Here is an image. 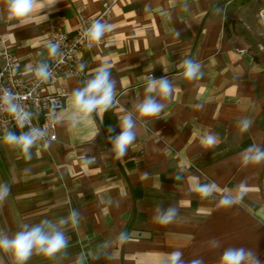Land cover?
Masks as SVG:
<instances>
[{
    "label": "crops",
    "instance_id": "obj_1",
    "mask_svg": "<svg viewBox=\"0 0 264 264\" xmlns=\"http://www.w3.org/2000/svg\"><path fill=\"white\" fill-rule=\"evenodd\" d=\"M103 1L37 0L28 17L15 20L8 0H0V50L9 46L18 71L29 76L52 55L49 24L62 21L72 31L80 11L95 14ZM234 1L118 0L102 42L81 55L87 81L109 69L114 107L84 113L73 93L87 81L63 75L57 85L68 97L53 114L56 139L37 138L29 160L0 132V184L11 189L0 203V234L12 238L21 225L47 219L67 240L54 257L33 250L25 264H168L175 251L183 264H221L228 248L249 253L246 264H264V161L251 160L257 149L264 152V63L228 32ZM185 61L199 65L191 79ZM161 79L173 87L169 98L158 94V83L148 91ZM149 97L164 108L141 118L137 106ZM128 114L136 138L116 159L110 137ZM209 135L211 147L204 143ZM211 184L215 190L202 197L200 186ZM225 195L238 202L220 206ZM170 207L175 220L156 222ZM71 210L80 213L78 225L61 224ZM0 264L16 261L0 252Z\"/></svg>",
    "mask_w": 264,
    "mask_h": 264
},
{
    "label": "clouds",
    "instance_id": "obj_2",
    "mask_svg": "<svg viewBox=\"0 0 264 264\" xmlns=\"http://www.w3.org/2000/svg\"><path fill=\"white\" fill-rule=\"evenodd\" d=\"M55 3L56 0H50ZM37 0H8V18L15 20H22L28 17L34 10ZM110 25H105L99 20L92 23L86 32V36L90 41L99 42L104 36L106 31H109ZM56 45L49 44L50 54L54 55L56 52ZM81 69L83 65L80 66ZM199 65L193 64L190 61H185V77L188 79L196 75ZM48 72L42 67L38 71V76L43 79L48 78ZM203 75V73H201ZM110 71L107 67L102 66L97 71L95 76L87 81L83 89L77 90L73 93L74 104L86 114H91L93 111H107L114 107L115 104V81L109 79ZM158 83V94L169 98L173 93V87L168 83L167 79L160 81H151L148 91H153L152 84ZM5 98L10 100L9 94L5 93ZM164 108L163 104L156 102L151 97L146 98L141 104L137 106L138 114L141 118H150L157 116ZM15 105H11L9 111L16 112ZM121 131L115 137H110L112 143V152L115 153V158L120 159L126 155L129 146L136 138L135 122L131 115H126L120 122ZM248 124H244V130H247ZM109 132L114 129L109 126ZM31 133H22L20 136L12 132H8L4 136V141L12 146H18L26 159H31L30 149L35 145L37 136ZM204 143L211 147L216 143L213 136L209 135ZM107 157V154H105ZM253 162L259 163L264 161V152L259 149L251 157ZM29 171L25 169V172ZM216 185H203L200 186L199 192L202 197L206 198L211 195L215 190ZM10 187L5 184H0V203H2L10 194ZM238 202L236 198L225 195L220 199V206L230 207L233 203ZM177 215V209L170 207L166 212L154 217L155 221L161 225H168L172 223ZM79 216L75 210L69 212L68 220H62L61 224L68 223L69 221L73 226L78 225ZM121 240L127 241L128 237L122 233ZM67 246V240L64 233L51 221L45 219L38 224L29 227V225H21L20 231L16 232L14 237L9 238L0 234V252L11 253L14 257L16 264H25L32 256L33 250L37 254L43 255L47 258L54 257L57 253L64 250ZM180 251L172 252L168 259V264H183ZM251 261V256L246 253L243 248H228L221 256V264H246ZM190 264H203L202 260L190 261ZM257 264L259 262L257 261Z\"/></svg>",
    "mask_w": 264,
    "mask_h": 264
},
{
    "label": "built area",
    "instance_id": "obj_3",
    "mask_svg": "<svg viewBox=\"0 0 264 264\" xmlns=\"http://www.w3.org/2000/svg\"><path fill=\"white\" fill-rule=\"evenodd\" d=\"M118 0H104L102 8L95 14L78 13L74 30H68L64 22L54 21L45 33V43L56 45V52L42 66L48 72L45 80L35 71L25 76L18 71L19 59L12 49L5 45L0 50L3 64L0 67V132L8 133L25 130L38 138H57V123L54 113L63 109L68 91L58 86L60 76L72 75L87 81L82 53L99 42L90 41L86 36L93 22L99 20L108 25L112 9ZM81 65L83 68L81 69ZM41 67V68H42ZM54 86L52 90H49ZM9 94L10 100L5 98ZM15 105L16 112L9 108Z\"/></svg>",
    "mask_w": 264,
    "mask_h": 264
},
{
    "label": "rangeland",
    "instance_id": "obj_4",
    "mask_svg": "<svg viewBox=\"0 0 264 264\" xmlns=\"http://www.w3.org/2000/svg\"><path fill=\"white\" fill-rule=\"evenodd\" d=\"M228 16V32L234 43L244 45L264 63V0H235ZM264 191V168L261 173Z\"/></svg>",
    "mask_w": 264,
    "mask_h": 264
}]
</instances>
